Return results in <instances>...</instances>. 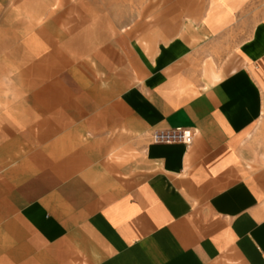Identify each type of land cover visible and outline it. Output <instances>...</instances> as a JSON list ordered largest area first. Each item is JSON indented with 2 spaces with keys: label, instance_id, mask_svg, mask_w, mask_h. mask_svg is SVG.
<instances>
[{
  "label": "crops",
  "instance_id": "1",
  "mask_svg": "<svg viewBox=\"0 0 264 264\" xmlns=\"http://www.w3.org/2000/svg\"><path fill=\"white\" fill-rule=\"evenodd\" d=\"M43 11L0 19V264H264V0L136 53Z\"/></svg>",
  "mask_w": 264,
  "mask_h": 264
},
{
  "label": "rangeland",
  "instance_id": "2",
  "mask_svg": "<svg viewBox=\"0 0 264 264\" xmlns=\"http://www.w3.org/2000/svg\"><path fill=\"white\" fill-rule=\"evenodd\" d=\"M208 1L51 0L46 7L45 0H0V19L9 20V26L2 22L0 26H5L6 29L11 26V29L18 30L19 22L14 20L27 19L41 10L54 15L64 12L68 17L66 20L72 21L68 23L70 27L97 24L103 29H111L114 37L121 33L127 34L128 47L131 52L136 53L140 46L148 51L153 43L185 37L190 31L198 30ZM211 53L212 50L210 54H203L205 64L207 61L214 63L215 55Z\"/></svg>",
  "mask_w": 264,
  "mask_h": 264
},
{
  "label": "built area",
  "instance_id": "3",
  "mask_svg": "<svg viewBox=\"0 0 264 264\" xmlns=\"http://www.w3.org/2000/svg\"><path fill=\"white\" fill-rule=\"evenodd\" d=\"M194 134L189 129H176L167 133H157L153 136L156 143H184L190 145L193 142Z\"/></svg>",
  "mask_w": 264,
  "mask_h": 264
}]
</instances>
